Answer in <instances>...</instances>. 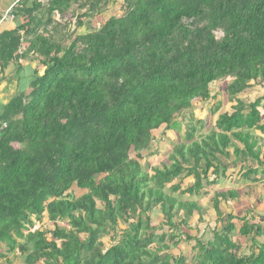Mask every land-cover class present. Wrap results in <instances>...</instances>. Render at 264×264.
Instances as JSON below:
<instances>
[{"label": "trees", "instance_id": "16d2710c", "mask_svg": "<svg viewBox=\"0 0 264 264\" xmlns=\"http://www.w3.org/2000/svg\"><path fill=\"white\" fill-rule=\"evenodd\" d=\"M121 1V13L109 16L108 0H15L0 13L15 21L0 31V83L12 81L4 72L10 64L38 63L27 66L28 76L18 64L17 90L0 102V258L264 264V214L257 223L239 218L236 237L250 242L248 254L229 235L236 217H220V200L235 198L236 189L214 192L210 209L181 196L200 198L202 187L224 177L230 156L233 167L241 161L242 180L264 175L255 177L264 172L257 137H264V96L248 104L237 98L264 80V0ZM68 12L75 29L57 36L56 20ZM224 78L233 111H223L224 99L213 104L212 128L203 130L204 119L185 126L149 174L152 131H179L192 101L213 99L209 85ZM189 176L193 184L181 188ZM154 208L162 217L158 233ZM200 212L214 219L210 239L202 230L189 233L188 221ZM44 217L51 229L38 223ZM181 240L194 241L190 260L168 252Z\"/></svg>", "mask_w": 264, "mask_h": 264}, {"label": "rangeland", "instance_id": "374dc122", "mask_svg": "<svg viewBox=\"0 0 264 264\" xmlns=\"http://www.w3.org/2000/svg\"><path fill=\"white\" fill-rule=\"evenodd\" d=\"M122 4L121 0H108V4L105 8V12L104 15L105 16H109V15H119L121 13V9L120 6ZM7 21L6 19L1 18L0 20V31H2L3 29H7L6 24L7 23H1V21ZM61 20V22L59 21ZM56 20L57 24V29H56V33L57 36L60 35V33H70L72 32L75 28H74V24H75V19H73L70 15V13L68 12L67 15H65L64 17H62L61 19ZM2 21V22H4ZM64 22L66 23L65 27L63 26ZM78 31L83 32L84 29H78ZM18 64H21V68L22 71L20 72V75H29V69H27V66H30V68H33L34 66H38L36 59L33 57L32 58H26L25 60H21L18 61V63H13L10 64L9 67L4 71L5 72V76H12V81L10 83H7L5 80H2L0 83V102L1 103H5L9 96L11 94H13L14 92H16V87H15V80H16V74L14 72L15 68L18 66ZM40 68V66H39ZM19 76V74H18ZM229 79H219L215 82H212L209 85V88L211 90V92H213L214 97L213 99L209 100L208 102L202 103L199 99H194L192 101V117L190 116H186L184 119L182 118L181 122L182 125L179 129V131L173 130V129H167L164 125H162L161 127H159L158 129H155L152 131L153 134V140L151 142L152 145V149L153 151H149L150 152V156H148V166L146 168L147 172L150 174L151 173V168L154 166H157L158 163L160 161H162L163 159H165V157L167 156L168 152L171 151V147L173 145V143H176V140H178V136L179 133H181L182 135H184V130H185V126L189 125V126H196L198 125L195 121L200 119V120H205V125L207 128H203V130L206 132L207 130L212 128V123L214 122L213 120H215L216 115H212L210 109L212 108L213 104H216V102H219L220 100L225 102V105L223 106V111L231 113L233 111V105L235 104L234 101H229L227 100V96L224 93V88H225V84L228 83ZM251 83V82H249ZM260 86V87H257ZM264 81L258 83V85H256V87H252L251 89H247L246 91H244L243 93L239 94V96H237V98L241 99L242 102H244L245 104H248L249 102L254 101V99L262 94H264ZM207 122V123H206ZM209 122V123H208ZM258 145L261 147V149H263L264 147V142H261V140H259ZM231 148H229V151L231 152ZM264 150V149H263ZM153 152V153H152ZM146 161V162H147ZM233 161V156H230L227 159V166L228 168H230L231 163ZM143 162V161H141ZM241 161H235L236 163V168L238 165H240ZM143 164V163H142ZM180 181V179H175L172 182L176 183ZM231 179L229 178V182L228 183H223L226 186H229ZM243 181V180H242ZM194 179H191L190 177H186L183 178L180 181V184L182 187L187 188L189 185L193 184ZM233 182V180H232ZM239 185L243 183H238ZM170 185V183H169ZM241 185V186H242ZM224 188V187H222ZM226 188V187H225ZM243 190H238L237 196L236 198H233L232 200L227 199V201L221 202L220 205H218L219 208V212H220V217L223 218L225 220V216L227 213H230L232 215H234L236 217V219L233 220V223L235 224V229L229 234L232 237V240L235 241L237 244H239V252L243 253V254H248L249 253V241H242V239H238L236 237L237 231L239 226L241 225V221H240V217L246 216L247 218L250 219V222L252 223H257L260 222V216L264 214V203L259 204L256 202H252L255 201L253 198H250L249 196H257L258 191H257V186L256 188H251V191H248L247 186L243 185ZM261 189V188H260ZM210 191V190H209ZM213 191V190H211ZM261 192V191H260ZM81 193H83V191H79L77 192V195H80ZM246 193V194H245ZM253 193V194H252ZM214 194V192H213ZM181 195V194H180ZM184 198H182V200H185V198H189L190 200H195V202H197L198 204H201L202 206L207 205L208 208H211V196H205L204 198H202L203 200L197 198V196H189L188 195H181ZM264 201V200H263ZM205 203V204H204ZM229 203V204H228ZM181 212L182 210H180L178 212V214L175 216L176 219H178L181 216ZM150 218H151V223L156 226L155 228H160L157 230L158 232H161L160 230L163 228V225L161 223L162 221V217L160 215V212L157 208H154L152 210V212L150 213ZM199 219V220H198ZM202 220V221H201ZM39 224L43 223L44 226H47L49 229H51L53 226L51 223L47 222L46 218L44 217L40 222H38ZM189 226L192 227L193 229L189 231V233L195 235L198 233H200V231H204V236L206 239H210L211 237V233L208 232V227L210 226H214V219L213 218H208L207 216H204V214L202 215V212L200 213H195L194 215H192V218L190 221H188ZM224 223V222H222ZM197 224V225H196ZM219 225V223H217V226ZM195 227L200 228L199 231H197V229ZM264 228V226H263ZM164 230H167V227H164ZM210 233V234H209ZM180 237H183L181 234L179 235ZM260 239L264 240V237H260ZM104 242V245H108L109 241L107 238H103L102 240ZM194 245V241H184L181 240L178 245L175 246H170V249H168V252L176 255V254H180L182 253L184 256L187 257L188 260H190L195 254V252L192 249V246ZM5 246L3 244L0 245V253L2 252H6L5 251ZM163 254V253H162ZM0 264H25L23 262V257L20 255L19 252H13V253H6V257L5 258H0ZM40 264V263H38Z\"/></svg>", "mask_w": 264, "mask_h": 264}, {"label": "crops", "instance_id": "0c3cea01", "mask_svg": "<svg viewBox=\"0 0 264 264\" xmlns=\"http://www.w3.org/2000/svg\"><path fill=\"white\" fill-rule=\"evenodd\" d=\"M13 2H15V0H0V13H3L4 14L6 11H8V9L13 4ZM2 21H1V23H7L6 26H5V27H7V29H11V28H13L15 26V21H13V20H9L8 19L7 21H4V22H2ZM256 85H258V84H256ZM256 85H253V86L256 87ZM257 87H260V86H257ZM261 87H264V86H261ZM251 88H249V89H251ZM260 96H264V94H262ZM262 102L264 103V99H263ZM262 119L264 120V107L262 109ZM257 135H258L257 137L261 140V142H264V137L261 136V135H259V134H257ZM263 149H264V147H263ZM263 149H261V156L262 157L264 156V150ZM254 166L256 167V164H254ZM238 173H239V165L237 166V168L235 166L233 167L232 165L230 166V168L227 167V169L225 171L224 177H220L219 179H217L216 180V182H217L216 184H214V185L213 184L212 185H207V186L202 187V189H200V193L199 194H201V192H205V193L202 194V195H200L201 197L199 199L203 200L202 198H204L205 196H207V197L208 196H211V195L213 196L214 195L213 192H218V191L225 190V189L226 190L227 189H236V191L238 193V190H240V191L243 190L242 187L244 185V186H247L248 191H251V188L254 189L257 186V191H258L257 194L258 195L255 196V197H253V196H249V197L250 198H253L255 200V201H252L253 203L254 202L259 203V204L264 203V201H263L264 200V175L261 176V174L264 173V172H261V173L259 172L258 173L259 175H256L255 176L256 178H258V177L260 178V176L262 178V179H259L256 182H252V181L247 180V179H244L242 181V179L239 176L240 173L239 174ZM189 177L192 179V176H189ZM229 178L231 179V181H230L231 184L229 186L224 185L223 184L224 182L225 183H228L229 182ZM253 178H254V175H251L250 179H253ZM232 180H233V182H232ZM240 180H241V183H243V185L242 184H240V185L238 184V183H240ZM222 187H224V188H222ZM181 188L185 189V187H182V186H181ZM211 190H213V191H211ZM236 196H237V194L235 195V198H236ZM229 200H232V198H228V201ZM225 201H227V199ZM221 202H224V201H221L220 200L219 205H220ZM203 207L205 209H210V208H208L207 205H205ZM211 207H212V204H211Z\"/></svg>", "mask_w": 264, "mask_h": 264}]
</instances>
